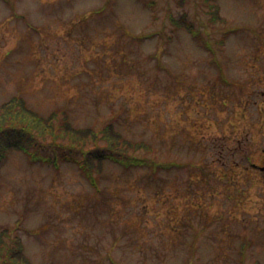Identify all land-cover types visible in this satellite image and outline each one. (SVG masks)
Segmentation results:
<instances>
[{
  "label": "rangeland",
  "instance_id": "obj_1",
  "mask_svg": "<svg viewBox=\"0 0 264 264\" xmlns=\"http://www.w3.org/2000/svg\"><path fill=\"white\" fill-rule=\"evenodd\" d=\"M14 96L171 163L106 160L95 187L79 152L9 150L0 234L32 264H264V0H0V106Z\"/></svg>",
  "mask_w": 264,
  "mask_h": 264
},
{
  "label": "trees",
  "instance_id": "obj_2",
  "mask_svg": "<svg viewBox=\"0 0 264 264\" xmlns=\"http://www.w3.org/2000/svg\"><path fill=\"white\" fill-rule=\"evenodd\" d=\"M212 12L214 20H224L215 3ZM176 23L196 37L202 36L200 29L192 21L187 22L185 17ZM142 146L147 144L126 138L114 124L109 123L101 129L79 128L65 114H41L31 108L21 96H14L0 106V165L13 148L28 150L34 147L53 151L64 149L67 155L78 152L83 155L84 173L94 182L109 159L126 167L153 166L151 159L138 158L131 153ZM0 264H32L25 252L23 238L18 234L12 235L9 228H5L0 234Z\"/></svg>",
  "mask_w": 264,
  "mask_h": 264
},
{
  "label": "flooded vegetation",
  "instance_id": "obj_3",
  "mask_svg": "<svg viewBox=\"0 0 264 264\" xmlns=\"http://www.w3.org/2000/svg\"><path fill=\"white\" fill-rule=\"evenodd\" d=\"M246 106V105H245ZM245 109H246V107H245ZM246 140V139H245ZM243 142H244V140L243 139H240V141H238V143L240 144V146L238 147L239 149L240 148H243L242 146H243ZM238 149V150H239ZM263 150H264V148H263ZM252 166L253 167H255V168H257V169H259V170H262V167L264 166V161H263V164H257V163H252ZM249 167V166H248Z\"/></svg>",
  "mask_w": 264,
  "mask_h": 264
},
{
  "label": "water",
  "instance_id": "obj_4",
  "mask_svg": "<svg viewBox=\"0 0 264 264\" xmlns=\"http://www.w3.org/2000/svg\"><path fill=\"white\" fill-rule=\"evenodd\" d=\"M264 168V167H263Z\"/></svg>",
  "mask_w": 264,
  "mask_h": 264
}]
</instances>
